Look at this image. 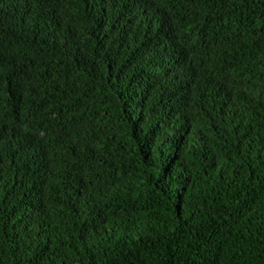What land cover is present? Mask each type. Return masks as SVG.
<instances>
[{
    "label": "trees",
    "instance_id": "16d2710c",
    "mask_svg": "<svg viewBox=\"0 0 264 264\" xmlns=\"http://www.w3.org/2000/svg\"><path fill=\"white\" fill-rule=\"evenodd\" d=\"M0 264H264V0H0Z\"/></svg>",
    "mask_w": 264,
    "mask_h": 264
}]
</instances>
